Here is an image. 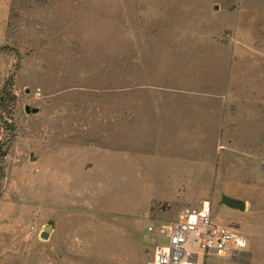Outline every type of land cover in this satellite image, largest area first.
Masks as SVG:
<instances>
[{"label":"rangeland","instance_id":"1","mask_svg":"<svg viewBox=\"0 0 264 264\" xmlns=\"http://www.w3.org/2000/svg\"><path fill=\"white\" fill-rule=\"evenodd\" d=\"M250 75L264 85V0H0V264H149L147 226L202 201L248 242L196 264H264V95L225 98ZM225 101L236 146L174 125ZM124 144L127 176L81 173ZM205 151L224 176L170 171Z\"/></svg>","mask_w":264,"mask_h":264},{"label":"built area","instance_id":"2","mask_svg":"<svg viewBox=\"0 0 264 264\" xmlns=\"http://www.w3.org/2000/svg\"><path fill=\"white\" fill-rule=\"evenodd\" d=\"M184 208L178 220L151 222L147 228L151 246L149 264H194V257L212 254L236 259L247 246V238L233 227L217 221L211 204Z\"/></svg>","mask_w":264,"mask_h":264},{"label":"crops","instance_id":"3","mask_svg":"<svg viewBox=\"0 0 264 264\" xmlns=\"http://www.w3.org/2000/svg\"><path fill=\"white\" fill-rule=\"evenodd\" d=\"M253 79L252 75L247 77V80H239L238 82H234V87H233V92L237 93V94H226L225 98H229V96H231L230 98L233 99H237V98H245V97H252V96H263L264 95V85H260L259 87H255V85L253 86H249V81ZM236 83H238L236 85ZM212 97V96H211ZM214 98V97H213ZM211 102H206V104H202L201 108L203 109L200 110L198 113H196L194 110H192V112L190 114H187L185 111L184 112H174V116H176L173 120L174 125L176 124H180V125H184L185 123L191 124L193 125L194 129L199 133V137L201 136L203 139H207V141H204L202 139V143L201 145L206 146L205 142L210 141H214L213 139L217 138L216 142H218V144H222L223 142H219L218 137L219 135H223L225 137V142L230 143L232 146H236L234 145V142L236 141L234 136L232 135V128L233 126H235L233 120H232V113L230 114V116H225L224 112H225V107L227 105H231L233 108H236L234 103H229L228 101L225 102H220L221 106H222V111L219 113L217 111V109L214 111V108H210V106H208V104ZM123 127V129H122ZM119 131L121 136L125 134L126 131V123L123 122V124H119ZM170 136L176 137V139H179L180 135H189L187 133V129H182V128H176L175 132H173L172 130H167V133ZM212 136H211V135ZM246 141L243 139L239 142V146L243 145L245 146ZM209 144H213L212 142ZM213 147H215V145H213ZM218 147V145L216 146ZM127 148L126 145H121L120 148L118 149H112L110 150L109 153V157L105 158L103 160L98 159L97 157L93 159V156L88 157V160L86 161L87 163L83 164V167L81 168V173L83 170L89 171L92 170L94 174H98L99 177L102 178H123L125 176H127L126 173H128V169L126 168V164L127 163L126 160H123V156H122V151H126L127 153ZM93 151V150H91ZM95 151V150H94ZM218 150H216L217 153ZM117 152H120V155L117 156ZM93 154H95L94 152H92ZM106 153V152H105ZM221 152H219L218 154H220ZM134 155V153H129ZM202 155H204L203 157H199L201 155L198 156H188L186 154H181L178 156H182V158L188 159L185 161H181L178 165L175 166H171V170L172 173H174V175H176V177H186V176H192V177H199L197 176L198 173H202V172H208V171H215L217 170V166L215 165V163H219L220 160L218 159L217 161L211 160L208 161L207 159V152L205 151V153H203ZM129 158H131V155L128 156ZM128 158V159H129ZM133 160L137 158H132ZM140 159V158H139ZM196 161H201V164H199ZM215 169V170H214ZM132 170H137L138 168H132ZM141 171H143V169L141 168ZM218 171H220L221 173H223V176L225 175V170H224V165L223 164H218ZM79 173V170L77 171ZM139 172V171H138ZM75 178L76 175H71L69 176V178ZM203 202V201H202ZM201 202V203H202ZM200 203V204H201ZM210 203V202H209ZM198 204V205H200ZM202 256L199 257H194L193 261L194 264H196L199 259ZM203 259H207V257H202ZM44 264H51V263H44Z\"/></svg>","mask_w":264,"mask_h":264},{"label":"water","instance_id":"4","mask_svg":"<svg viewBox=\"0 0 264 264\" xmlns=\"http://www.w3.org/2000/svg\"><path fill=\"white\" fill-rule=\"evenodd\" d=\"M40 108L39 107H32L30 105L26 106V111L28 113H37L39 112ZM226 203L234 208H237L239 210H245L246 209V202L243 200L239 199H233V198H227ZM53 228V224H49L46 226L45 230L41 232V237L44 239L49 238L50 235V230Z\"/></svg>","mask_w":264,"mask_h":264},{"label":"bare ground","instance_id":"5","mask_svg":"<svg viewBox=\"0 0 264 264\" xmlns=\"http://www.w3.org/2000/svg\"><path fill=\"white\" fill-rule=\"evenodd\" d=\"M205 206H206V207H208V206H209V202H208V201H206V203H205Z\"/></svg>","mask_w":264,"mask_h":264},{"label":"flooded vegetation","instance_id":"6","mask_svg":"<svg viewBox=\"0 0 264 264\" xmlns=\"http://www.w3.org/2000/svg\"><path fill=\"white\" fill-rule=\"evenodd\" d=\"M227 200V199H226ZM226 200H225V202H226Z\"/></svg>","mask_w":264,"mask_h":264}]
</instances>
